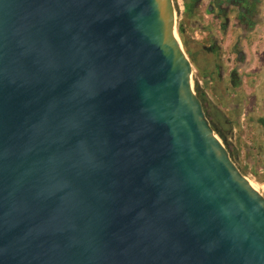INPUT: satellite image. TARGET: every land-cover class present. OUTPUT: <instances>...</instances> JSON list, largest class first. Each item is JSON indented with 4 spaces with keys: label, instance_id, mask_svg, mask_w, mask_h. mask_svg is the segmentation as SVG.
I'll return each instance as SVG.
<instances>
[{
    "label": "water",
    "instance_id": "1",
    "mask_svg": "<svg viewBox=\"0 0 264 264\" xmlns=\"http://www.w3.org/2000/svg\"><path fill=\"white\" fill-rule=\"evenodd\" d=\"M176 21L174 0H0V264H264V195Z\"/></svg>",
    "mask_w": 264,
    "mask_h": 264
},
{
    "label": "flooded vegetation",
    "instance_id": "2",
    "mask_svg": "<svg viewBox=\"0 0 264 264\" xmlns=\"http://www.w3.org/2000/svg\"><path fill=\"white\" fill-rule=\"evenodd\" d=\"M183 5L179 31L200 76L197 93L209 120L226 136V127L242 116L241 105L228 103L233 107L231 119L209 91L215 96V89L222 90L228 100L243 95L244 77L251 73L252 61L259 60L264 0H183ZM254 47L255 54L249 55Z\"/></svg>",
    "mask_w": 264,
    "mask_h": 264
},
{
    "label": "rangeland",
    "instance_id": "3",
    "mask_svg": "<svg viewBox=\"0 0 264 264\" xmlns=\"http://www.w3.org/2000/svg\"><path fill=\"white\" fill-rule=\"evenodd\" d=\"M174 2L177 11L176 31L187 52L179 31L184 10L183 0H174ZM257 39L261 40L258 45L261 49L258 51L259 60L254 61L256 69L250 66L253 69L248 77L251 78L245 83L243 95L235 100H232L233 97L228 100L222 90L220 93L215 89V96L211 90L209 93L215 104L231 119L233 107L229 108L228 103L234 102V106L241 105L238 111L242 115L239 122H233L232 127H226V144L241 172L264 195V38L259 35ZM193 68V85L197 90L200 76L194 64Z\"/></svg>",
    "mask_w": 264,
    "mask_h": 264
},
{
    "label": "crops",
    "instance_id": "4",
    "mask_svg": "<svg viewBox=\"0 0 264 264\" xmlns=\"http://www.w3.org/2000/svg\"><path fill=\"white\" fill-rule=\"evenodd\" d=\"M260 33H261V36L264 38V25L260 28ZM255 50H256L255 47L252 48V50L249 51V55H250V54H253V55H254V54H255ZM255 61H256V60H255ZM252 63H253V64H252V65H253L252 67H254V68L256 69V68H257V66H256V62H253V61H252ZM252 69H253V68H252ZM251 71H252V70H251ZM251 71H249V72H251ZM249 78H251V77H246V76L244 77L245 83L248 82V79H249ZM244 88H245V87H244Z\"/></svg>",
    "mask_w": 264,
    "mask_h": 264
},
{
    "label": "trees",
    "instance_id": "5",
    "mask_svg": "<svg viewBox=\"0 0 264 264\" xmlns=\"http://www.w3.org/2000/svg\"><path fill=\"white\" fill-rule=\"evenodd\" d=\"M199 91V88H198V86H197V92ZM216 120V119H215ZM223 121V120H222ZM211 124H212V126H213V128H215V130L218 132V134L221 136V138L223 139V141H224V143H225V145L227 146V144H226V136L225 135H223L221 132H220V130L216 127V126H214V124L211 122ZM224 124V123H223ZM228 148V147H227Z\"/></svg>",
    "mask_w": 264,
    "mask_h": 264
},
{
    "label": "bare ground",
    "instance_id": "6",
    "mask_svg": "<svg viewBox=\"0 0 264 264\" xmlns=\"http://www.w3.org/2000/svg\"><path fill=\"white\" fill-rule=\"evenodd\" d=\"M253 185V184H252ZM254 186V185H253Z\"/></svg>",
    "mask_w": 264,
    "mask_h": 264
}]
</instances>
